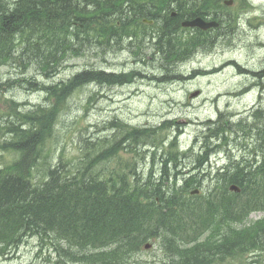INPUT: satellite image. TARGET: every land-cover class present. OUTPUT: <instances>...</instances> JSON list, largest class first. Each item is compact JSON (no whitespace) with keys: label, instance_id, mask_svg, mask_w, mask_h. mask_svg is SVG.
Listing matches in <instances>:
<instances>
[{"label":"bare ground","instance_id":"bare-ground-1","mask_svg":"<svg viewBox=\"0 0 264 264\" xmlns=\"http://www.w3.org/2000/svg\"><path fill=\"white\" fill-rule=\"evenodd\" d=\"M5 1L19 3L21 0ZM85 1L99 2L98 0ZM182 1L186 4L185 7L181 6ZM194 1L131 0L127 9L118 14L110 11L95 13L93 11L95 5L80 3L75 10L63 13L62 16L51 14L49 18L54 21L56 17L69 20V23H65L61 29L60 25L51 27L54 23L52 20H49L50 23H43L45 28H42L38 21L42 18L47 19L48 16L33 17L38 22L39 28L27 33L23 39H15L13 45H6L0 51V69L8 67L12 69L5 76L0 77V96H5L14 92L16 87L23 88L25 85L27 87L24 89L30 94L41 92L45 95L44 103L33 105L30 110H25L26 104L18 102L14 97L3 98L4 110L0 108V179L8 183V185L5 184V188H11L9 184L12 182L14 192H21L28 196L27 200L23 198L25 201L21 197V202L32 205L36 199L35 194L26 190L35 188L39 196H42L45 192L42 188L46 187L44 184L51 180L59 191L54 193L56 197L53 202L67 203L75 199L77 204L74 207L70 205L73 210L84 203L78 198L86 197V183L93 184L97 188L89 196L94 199L113 200L120 195L119 198L122 200L136 201L145 205L149 198H155L158 195L164 198L170 195V201L174 203L179 198L177 216L170 211L167 220L158 216L151 218L146 227L145 237L148 239L157 231H170V228L175 229L182 223H187L188 220L201 222L205 217L204 220L211 225V218L228 200L225 188L230 193L241 192L239 185L230 183L231 181L247 180V175L253 176V180L257 182L264 181V61L252 66L251 62L232 58L214 67L216 71L235 69V72H239L238 76L243 79L238 85V90L224 94L238 101V104L230 108L234 112L226 122L227 127L223 131L218 117L204 119L205 125L198 124L196 132L187 131L184 128L185 132L178 128L177 135L172 139H169L167 135L171 128L170 119L162 120L157 125L149 123L138 126L120 121L116 123L117 126H112L119 128L122 134L121 138L115 141L105 138L100 144L83 139L79 164L74 167V170H71L69 166L75 164H70L64 151L58 152V157L54 159L56 152H52L48 147L57 138V124L65 112H71L74 108L77 109L76 114L81 110L89 112L105 101L104 93L98 91L95 95L89 94L81 98L80 102H74L73 99L79 98L88 86L121 88L135 83L152 85L167 82L168 76L174 82L191 80L195 74L210 73L205 69L192 68L193 76L187 78L182 74L171 72L186 63H193L201 54L218 51L215 49L220 43L222 49L229 52L239 50L241 56L244 52L250 51L249 48L253 45L264 46V41L259 34H253V30H250L252 20L242 13L239 15L236 13V10L251 9L253 6L249 0H245L242 4L239 2L236 9L238 0H209L214 2L200 9H196L193 5L189 6ZM259 8L264 17V3ZM186 10L191 11L192 14L188 15ZM196 11H202L200 16L195 14ZM214 15H216L215 18ZM106 18L111 19L106 21ZM241 20L243 24L240 23ZM210 24L215 26H204ZM64 28L67 29L66 32L63 31ZM166 38L167 43H165ZM62 41L70 45L68 49L62 47ZM91 50L94 56L102 59L104 64L119 62V59L124 60L130 68L124 67L120 71L84 69L71 73L67 79H59L64 71L73 69L72 65L66 66L64 63L70 58L82 57L85 52ZM5 53L11 54L13 59L5 61L4 58L8 57ZM176 54L183 60H177L178 57H174ZM25 61L28 63L25 64L27 67L24 65ZM39 65L44 71L41 72L37 67ZM33 66H36V71L43 76V82L29 75L34 70ZM107 68L110 69V67ZM146 68L152 72L146 71ZM16 70L19 71L16 72ZM90 70H93L92 73L109 74L110 78L117 80L115 82L84 81L83 75L88 71L91 72ZM35 87L41 90L38 91ZM44 87L52 93L51 99H48L47 93L43 91ZM197 93L199 92L194 94ZM236 96L238 98L235 99ZM225 106L230 105L227 103ZM40 108H44L47 115L48 113L55 115L51 123L40 122L44 119L39 115ZM234 113L239 114L234 115ZM112 118L116 119V114H113ZM108 122L111 121L105 123ZM89 128L79 130L80 138L89 136ZM27 132L29 134L31 132V136L35 139L36 166L30 171V178L27 177L30 180V188L15 182L16 178L22 179L16 165L22 155L20 150L22 143L28 139ZM186 133V137L183 138L182 135ZM224 153L228 159L223 157ZM113 160L116 161V167L110 170L109 165ZM140 166L148 169V175H144ZM67 184L71 186L68 188ZM252 191L257 193L259 189L254 188ZM6 192L7 196L2 200L3 207L14 212L16 211V195L14 197L9 195L10 190ZM263 197L264 188H261L255 198L254 208L259 207ZM179 208L183 210L187 208L181 217ZM257 212L264 214L261 211ZM249 217L251 224L263 218L262 216L251 221ZM12 220L16 223L15 217H12ZM46 234L45 230L38 232L25 228L18 234L20 241L17 246L19 248L26 245L32 246L28 239L34 238L39 241L41 239L45 243ZM14 235L13 244L16 243V232ZM115 235L116 233H109L105 236L102 233L94 237V242L102 243L101 240L104 237L106 240L104 243H106ZM150 240L159 243L164 252L169 254V246L162 238L151 237L138 250L131 252L134 245L126 247L125 264H131L142 249L148 250L151 247ZM261 242L264 243L263 235ZM88 246L90 248L86 252L83 249L62 246L63 248L54 250V255H47V257L37 255L28 264H34L36 260L43 258L48 261L47 264H105L101 261L86 262L83 260V255L97 260L100 257L99 252H108L114 245L98 248L96 252H93L94 247L90 244ZM10 249H16V247L0 244V258L10 259L11 257H6ZM258 252L264 251L237 255L232 260L235 264L236 261H241L242 258ZM15 259V257L11 258V263L16 261ZM162 264H170V261L166 260Z\"/></svg>","mask_w":264,"mask_h":264},{"label":"trees","instance_id":"trees-1","mask_svg":"<svg viewBox=\"0 0 264 264\" xmlns=\"http://www.w3.org/2000/svg\"><path fill=\"white\" fill-rule=\"evenodd\" d=\"M98 1L94 3L93 1L85 0L83 2L82 0H21L19 3H16V1L11 3L0 0V51L6 45H13L15 39H23L27 33L34 32L36 28H39L38 22L43 26L42 28H45L44 24L50 23L49 20H52L54 23L51 27L60 25V29L63 28L65 23H69V20L58 17L62 16L63 13L75 10L80 3L95 5L93 8L95 13L110 11L118 14L125 11V8L127 9L131 0ZM211 2L214 1L195 0L189 6L193 5L196 9H200ZM12 5L13 7L11 8ZM184 5L186 6L183 2L181 6L185 7ZM201 12L196 11L195 14L200 16ZM186 13L188 15L192 14L188 10H186ZM51 14L58 16L56 21L49 18L52 16ZM43 15L48 16L47 19L42 18V20L36 22L33 18L36 16L42 17ZM215 17L216 15H214ZM110 19L106 18L105 20L108 21ZM63 31L66 32L67 29L64 28ZM69 46L62 41L63 48L68 49ZM5 54L8 55V57L4 58L5 61L13 59L11 54ZM179 56L177 54L174 55V57H178L177 60H183ZM25 64L28 63L25 61ZM25 67L27 66L25 65ZM37 67L42 72L43 67H40V65ZM90 71L83 75L85 77L84 81L106 80L115 82L117 80L116 78H110L111 75L109 74L92 73L93 70ZM35 89L41 90L38 87H35ZM42 89L47 93L48 99H51L52 93L50 90L46 87ZM44 110V108H40L39 115L44 118L40 122L42 124L51 123L55 115L49 113L47 115ZM221 128L223 131L225 126ZM27 135V141L22 143L20 148L22 153L20 161L16 165L19 168L22 179L16 178L15 182L30 188V180L27 177L30 178V171L36 166L34 157L35 139L31 136V132L30 134L27 132ZM246 177H248L247 180H233L230 182L239 185L241 188L240 193H230L225 188L228 200L211 218V225L208 224L207 220H204L206 219L205 217L201 222L188 220L187 223H182L175 229L172 227L170 231H157L149 237H160L169 246V254H165L170 264H216L223 263L225 260L233 261V257L237 255H245L258 250L264 251V243L261 242V236H264V216L260 221L252 224L248 220L251 213L257 211L264 213V197L260 200L259 207L257 209L254 208L255 198L258 196L260 189L264 188V181L257 182L253 180L251 175ZM5 184L8 185L7 182L0 179V229L3 230L2 232L0 230V244L12 245L17 248L20 241L18 234L27 228L38 232L47 231L45 235L47 239L49 237L53 238L58 243V245L54 244L55 249L63 248L62 246L65 245V247L83 249L86 252L89 251L88 248L90 247L88 245L90 244V246L94 247L93 252H96L98 248L114 245L108 252H99L100 257L97 260H92L83 255L84 261L94 263L101 261L105 264H125V256L127 254H124V251L126 247L134 245L131 252L138 250L149 239H146L145 234L151 218L158 216L167 220L170 211L177 216L178 202H180L179 198L176 199L175 203L170 201V195L167 198L161 195L149 198L145 205L136 203V201L127 202L122 200L119 198L120 195L113 198V200L94 199L89 196L97 188L93 184L86 183L85 190L88 196L79 197L78 199L83 200L84 203L73 210L71 206L74 207L77 204L75 199L70 202L67 201V203H62V201L59 203L53 202L56 197L54 193L58 189L51 180L44 184L46 187L42 188V190H45L42 196H39L35 188L26 190L35 194L36 199L32 205L21 202V197L27 200L28 196L21 194V192H14L12 182L9 184L11 188H5ZM67 185L68 188L71 186V184ZM252 185L257 187H251ZM254 188H258L259 191L254 193L255 191H252ZM7 190H10L9 195H13V197L16 195V211L14 212L9 208L5 209L2 204V200L7 196ZM168 193L170 194V192ZM179 209L181 210H178L181 217L187 208L184 210ZM189 209L192 214V208L190 207ZM12 217H15L16 223L12 222ZM182 227L183 230H181ZM15 232L16 243L13 244ZM102 233L105 236L109 233H116V235L111 241L106 243H104L106 241L104 237L101 240L102 243H95L94 237Z\"/></svg>","mask_w":264,"mask_h":264},{"label":"rangeland","instance_id":"rangeland-1","mask_svg":"<svg viewBox=\"0 0 264 264\" xmlns=\"http://www.w3.org/2000/svg\"><path fill=\"white\" fill-rule=\"evenodd\" d=\"M239 2L242 4L245 0H238L235 9L239 5ZM249 2H251L253 6L251 9L248 10V8H245L244 10H236V13L238 15L242 13V15L251 19L252 24L250 25V30H253V34H259L261 40L264 41V17L259 8V6L264 3V0H249ZM240 23L243 24V21L241 20ZM167 41L168 40H165V43H167ZM215 50L218 51L201 54L193 63H186L179 68H175L174 71L171 72L173 74H182V76L187 78L193 76V73H191L192 68L195 70L205 69V71L210 73L208 75H200V73L195 74V76H193L194 78L191 80H177L174 82L172 78L168 76L167 82L158 84L153 83L152 85L150 83H135L132 86L121 88L101 87L97 85H91L85 88L79 95V98L76 97L73 99L74 102H80L81 98L89 94L95 95L98 91H102L106 99L98 108L93 110L88 109L90 110L89 112L81 110L76 114L77 109L74 108L71 112H65V114H63L57 124V138L52 145L48 146L52 152H56L54 159L58 157V152L64 151L65 157L70 161V164H75L69 166L71 170H74V167L79 164L78 161L81 156L80 146L83 144V139L100 144L103 143L105 138L115 141L121 138L122 134H120L119 128L112 126H117L116 123L120 121L129 122V124L133 126H138L149 123L157 125L160 124L162 120L170 119L171 128L167 134L169 139L177 135L176 130L178 128L183 130L186 128L187 131L196 132L197 127L199 125L204 126V119L209 117L213 119L218 117L221 124L220 126H225L226 128V122H228L232 112H234L231 111L230 108L237 105L238 101L229 96H224V94L238 90V85H240V81L242 82L243 79L238 76L239 72H235V69L229 68L223 71H216L214 67L232 58L245 60L248 63L251 62L252 66L259 64L264 61V46L260 47L253 45L249 48L250 51L244 52L242 56L239 54V50L233 51L235 52L233 53L226 51V49H222L221 43ZM93 53L94 52L91 50L85 52L82 57L70 58L64 65H72L73 69L64 71L59 79H67L71 73L84 69L97 68L106 69L107 71H111V69L120 71L123 70L124 67L130 68V66L125 64L123 59H121L123 61L118 59L119 62H107L104 64L102 59L94 56ZM33 67L34 70L31 71L29 75L35 76L39 82H43L44 78L40 72L36 71L37 67ZM107 67H110V69ZM10 70L12 69L9 67L0 69V77L5 76ZM145 70L149 72L150 69L146 68ZM17 71L19 70H16V72ZM150 72H152V70H150ZM161 73L160 71V74ZM240 73L244 76L241 70ZM160 74L157 75L161 76ZM25 87L27 86L25 85L23 88L16 87L14 92H10L5 96H0V108L4 110L3 98L14 97L18 102L26 104L25 110H30L33 105L44 103L45 95L43 93L38 92L30 94L28 90L24 89ZM195 92L199 93L194 94ZM234 98L236 99L238 97L236 96ZM227 103H229V107L225 106ZM81 108L82 107H80V109ZM113 114H116V119L112 118ZM237 114L239 113H234V115ZM106 121L111 122L105 123ZM191 122L197 124H191ZM95 124L97 125L95 126ZM88 128L89 136L85 135L86 138H80L79 130L83 131ZM186 130L184 131L186 132ZM186 135L187 133L183 134L182 137L184 138ZM223 157L228 159L225 153ZM115 162V160L110 162V170L116 167ZM140 169L144 172V175H148L149 171L146 167L140 166ZM262 216H264V214L255 212L252 213L249 218L251 221H255L262 218ZM28 240L31 242L32 246L26 245L16 249H10V252L6 255V257H15L16 261H12L13 263H11V258L5 259V257H3L0 258V264H28L32 262L37 255H41V257L54 255V244L58 245L56 240L50 237L45 240L46 242L44 241L45 243H43L41 239L39 241L37 238ZM149 243L151 247L148 250L142 249L139 251V254L131 261V264H162L164 261L169 260L159 243L154 240H150ZM47 263L48 261L43 258L36 260L34 264ZM216 264H234V262L225 260L223 263ZM235 264H264V252L248 255L242 258L241 261H236Z\"/></svg>","mask_w":264,"mask_h":264},{"label":"water","instance_id":"water-1","mask_svg":"<svg viewBox=\"0 0 264 264\" xmlns=\"http://www.w3.org/2000/svg\"><path fill=\"white\" fill-rule=\"evenodd\" d=\"M204 26H215V24H210V25H204Z\"/></svg>","mask_w":264,"mask_h":264},{"label":"flooded vegetation","instance_id":"flooded-vegetation-1","mask_svg":"<svg viewBox=\"0 0 264 264\" xmlns=\"http://www.w3.org/2000/svg\"><path fill=\"white\" fill-rule=\"evenodd\" d=\"M141 1H144V0H141Z\"/></svg>","mask_w":264,"mask_h":264}]
</instances>
